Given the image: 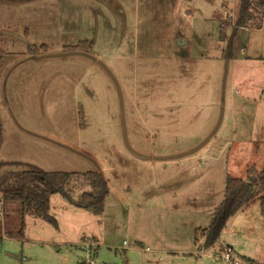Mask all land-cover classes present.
Listing matches in <instances>:
<instances>
[{"label": "rangeland", "instance_id": "1", "mask_svg": "<svg viewBox=\"0 0 264 264\" xmlns=\"http://www.w3.org/2000/svg\"><path fill=\"white\" fill-rule=\"evenodd\" d=\"M241 4L0 0V160L20 162L1 171H98L110 188L95 213L77 204L92 190L78 174L69 196H51L58 226L27 214L23 234L4 235L0 264H170L153 248L189 246L171 225H207L227 176L262 166L264 96L232 89L225 59ZM20 207L0 196L16 231ZM223 233L236 260L264 264L259 201ZM190 246L197 264H235L219 244Z\"/></svg>", "mask_w": 264, "mask_h": 264}, {"label": "trees", "instance_id": "2", "mask_svg": "<svg viewBox=\"0 0 264 264\" xmlns=\"http://www.w3.org/2000/svg\"><path fill=\"white\" fill-rule=\"evenodd\" d=\"M260 7L261 9H259ZM256 13L260 16V21L255 27H261L264 17V0H242L240 15L233 25L231 35L228 36L226 57L232 56L233 43L239 28L254 19ZM10 163L20 164L18 161L0 160V196L3 204L12 202L20 204L21 226L16 231L0 218V243L4 239V235L15 237L18 233H24L27 214L43 217L58 226L57 219L49 213L51 196L58 192L67 194L66 186L78 174L87 177L92 190L84 191L77 204L95 213L100 214L104 211L110 188L107 179L100 172L48 171L31 163L22 169L1 171L3 166ZM256 201L260 202L261 212L264 216V167L261 170L255 166L249 167L246 178L228 175L224 198L215 208L209 226L203 230L205 246L208 248L215 246L229 219L240 209ZM223 249L222 246V252Z\"/></svg>", "mask_w": 264, "mask_h": 264}, {"label": "crops", "instance_id": "3", "mask_svg": "<svg viewBox=\"0 0 264 264\" xmlns=\"http://www.w3.org/2000/svg\"><path fill=\"white\" fill-rule=\"evenodd\" d=\"M236 43H237V46L235 45ZM235 44H234L235 46L233 48L232 56L225 57V59L227 60V64L229 65V63H231L230 73L232 75H231L230 87H232V89L234 87L236 89L237 88L241 89L242 84L245 83L246 86H244V88H242L241 90L240 89L238 90V91H241L240 94L243 93L244 97H247V98L253 97L255 98V100L258 99V97L262 98L264 96V88L262 86L264 83V17H263V22H262L261 27H255V28H249L245 26L241 27L238 30L237 36L235 37ZM237 47H239L238 50H237ZM239 72H240V75H239ZM262 159H263L261 162L262 166H258L257 164L255 165V167L258 170H261L264 167V155ZM209 183L212 184L213 182L209 180ZM225 184H226V180H225ZM224 194L225 192L217 200V204L215 205V208L223 200ZM256 203L257 201L252 204H256ZM250 205L251 204L240 209L234 216H232L229 219L227 224L229 225L230 223L233 224V220L239 214V212L244 210ZM260 209H261V206H260ZM213 212H211V214L209 215L210 217L208 218L207 225L205 224L201 225L199 224V222L197 223L196 219L192 220L191 224H189V227H188V224L183 225L182 223L171 225L173 228L174 227L176 228L175 232L176 231L179 232V239H182V237L185 235L184 237L185 240L191 241L189 246L186 245L188 244V242L184 243L182 241H178L177 242L178 244H172L171 246L169 245L163 249L154 247L152 250L153 253L155 254L156 253H159V254L167 253L168 255L166 256H168V262L170 264H176L177 262L178 264L180 263L197 264L198 261L201 259L199 248L195 250L190 245L196 244V243H202L204 244V247L206 249L215 248V246L209 247V248L205 246V236L203 232L204 228L209 226ZM185 217H187V215ZM217 244L220 245V252H221L222 245L228 244L232 246V244L225 242V235L223 232ZM242 256L245 260H248L249 262H253V263L256 262L255 258L251 256H245V255H242Z\"/></svg>", "mask_w": 264, "mask_h": 264}, {"label": "built area", "instance_id": "4", "mask_svg": "<svg viewBox=\"0 0 264 264\" xmlns=\"http://www.w3.org/2000/svg\"><path fill=\"white\" fill-rule=\"evenodd\" d=\"M124 243L126 244L127 242L124 241ZM224 249H223V258L231 261V262H235V264H243L242 262L236 260L235 258V250L233 248V246L228 245V244H224Z\"/></svg>", "mask_w": 264, "mask_h": 264}]
</instances>
